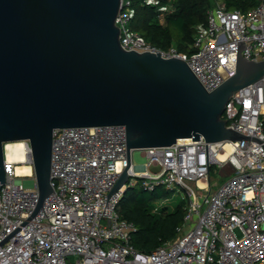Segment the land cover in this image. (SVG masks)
<instances>
[{"label": "built area", "instance_id": "built-area-1", "mask_svg": "<svg viewBox=\"0 0 264 264\" xmlns=\"http://www.w3.org/2000/svg\"><path fill=\"white\" fill-rule=\"evenodd\" d=\"M156 3L157 0H147ZM172 9V5L168 6ZM162 15H160L162 19ZM132 0H121L116 24L126 50L178 57L208 91L236 72L239 53L264 60V0L246 13L217 0L205 26H197L191 54L162 51L132 29ZM226 125L248 139L207 142L203 137L139 149L142 166L128 160L125 125L57 128L53 132L54 191L35 214L39 187L30 156L10 159L0 183V264H264V76L238 91L223 114ZM229 146V147H227ZM231 163L235 172L212 189L211 171ZM28 165L30 173L17 167ZM129 179L111 194L120 174ZM24 177L35 179L25 188ZM183 191L186 214L177 236L150 253L130 243L133 222L118 212L128 187ZM165 200L153 207L158 212Z\"/></svg>", "mask_w": 264, "mask_h": 264}, {"label": "water", "instance_id": "water-1", "mask_svg": "<svg viewBox=\"0 0 264 264\" xmlns=\"http://www.w3.org/2000/svg\"><path fill=\"white\" fill-rule=\"evenodd\" d=\"M120 3L0 0V183L6 144L27 141L39 187L33 215L54 191L57 128L125 125L129 162L132 150L186 138L248 139L223 114L236 91L264 76V60L239 53L235 74L208 91L185 60L126 50L116 24ZM128 179L125 169L111 194Z\"/></svg>", "mask_w": 264, "mask_h": 264}, {"label": "trees", "instance_id": "trees-1", "mask_svg": "<svg viewBox=\"0 0 264 264\" xmlns=\"http://www.w3.org/2000/svg\"><path fill=\"white\" fill-rule=\"evenodd\" d=\"M229 10L246 13L254 8L259 0H221ZM217 0H132L134 16L132 29L139 32L156 48L167 51L175 46L178 52L191 54L197 26H205L207 13ZM172 9H168L169 5ZM162 15V19L160 15ZM173 190L157 186L146 190L138 185L128 187L119 204L120 216L133 222L136 230L130 243L138 251L150 253L165 242L177 236L186 214V200L183 199L173 209L162 206L153 211L155 203L172 196Z\"/></svg>", "mask_w": 264, "mask_h": 264}, {"label": "rangeland", "instance_id": "rangeland-1", "mask_svg": "<svg viewBox=\"0 0 264 264\" xmlns=\"http://www.w3.org/2000/svg\"><path fill=\"white\" fill-rule=\"evenodd\" d=\"M133 161L139 167L144 165L146 158L142 155L140 150L136 149L133 152ZM233 172H235V168L229 162L222 168L213 167L211 171L212 189H216L227 179V177H224L225 173H230L231 175ZM22 182L25 188H34L35 186V179L32 177H24ZM184 197L185 193L183 191L177 190L172 192V196L166 199L162 206H168L169 210H173L179 204V202L184 199Z\"/></svg>", "mask_w": 264, "mask_h": 264}, {"label": "bare ground", "instance_id": "bare-ground-1", "mask_svg": "<svg viewBox=\"0 0 264 264\" xmlns=\"http://www.w3.org/2000/svg\"><path fill=\"white\" fill-rule=\"evenodd\" d=\"M5 149L8 158H10L11 160L16 159L21 162L28 157L27 156L28 154L27 155L25 154L28 151V147L26 146L24 141L7 143ZM30 171H31L30 167L25 164H21L17 167V172L19 173H30Z\"/></svg>", "mask_w": 264, "mask_h": 264}]
</instances>
